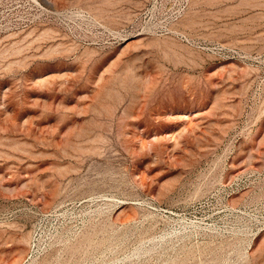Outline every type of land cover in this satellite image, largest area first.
I'll use <instances>...</instances> for the list:
<instances>
[{
  "label": "rangeland",
  "instance_id": "rangeland-1",
  "mask_svg": "<svg viewBox=\"0 0 264 264\" xmlns=\"http://www.w3.org/2000/svg\"><path fill=\"white\" fill-rule=\"evenodd\" d=\"M0 264H264V0H0Z\"/></svg>",
  "mask_w": 264,
  "mask_h": 264
}]
</instances>
